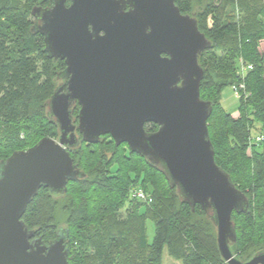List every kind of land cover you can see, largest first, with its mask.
<instances>
[{"label":"trees","instance_id":"trees-1","mask_svg":"<svg viewBox=\"0 0 264 264\" xmlns=\"http://www.w3.org/2000/svg\"><path fill=\"white\" fill-rule=\"evenodd\" d=\"M53 2L0 0V162L59 135L47 102L65 65L48 58L31 15L34 6ZM194 2L202 0H175V5L196 19L211 43L198 58L203 69L199 93L212 106L207 129L215 163L248 199L247 211L231 217L236 233L231 250L239 259L251 250L247 260L264 249V0H219L197 15ZM241 62L251 66L243 78L238 75ZM238 84L247 96L238 100L234 117L219 98ZM77 114L75 106V124ZM156 129L153 123L145 125L147 132ZM77 137L70 157L83 176L69 181L63 194L38 190L22 216L34 237L49 244L59 229L67 230L68 264H227L208 215L200 205L192 210L183 203L156 166L108 135L96 144ZM135 188L146 200L133 197ZM59 199L67 201L63 224H56L52 214ZM147 221L154 227L151 242Z\"/></svg>","mask_w":264,"mask_h":264},{"label":"water","instance_id":"water-1","mask_svg":"<svg viewBox=\"0 0 264 264\" xmlns=\"http://www.w3.org/2000/svg\"><path fill=\"white\" fill-rule=\"evenodd\" d=\"M31 15L48 58L65 62L58 76L66 81L47 102L57 139L42 138L0 162V264H68L67 230L44 244L22 216L41 187L63 194L83 176L70 157L77 134L89 144L108 135L156 166L183 203L208 215L227 264H264V250L243 262L230 249L232 214L246 212L248 199L214 160L212 106L200 98L198 63L211 43L196 19L175 0H54ZM150 123L154 132L145 131Z\"/></svg>","mask_w":264,"mask_h":264},{"label":"rangeland","instance_id":"rangeland-1","mask_svg":"<svg viewBox=\"0 0 264 264\" xmlns=\"http://www.w3.org/2000/svg\"><path fill=\"white\" fill-rule=\"evenodd\" d=\"M219 3V0H202V2L193 3V10L192 13L198 14L203 11V9L209 5V4H217ZM191 16V15H190ZM260 51L262 54H264V43L261 44ZM59 72V71H57ZM62 72V71H60ZM62 85L61 79H59L55 86L56 88ZM232 87H228L223 90L221 98H219V101H221V105L223 108L230 114H232L234 117L237 116L238 114V100L234 97V93L232 91ZM54 139V138H53ZM57 139V138H56ZM67 204V201L65 199H59L54 203V208H53V213L55 218V223L56 224H63L66 221L67 218V212L65 210V205ZM153 232H154V227L153 223L151 221L146 222V235H147V240L148 242H151L152 237H153ZM252 251L249 250L247 254H250ZM247 254L243 256V260L247 258Z\"/></svg>","mask_w":264,"mask_h":264},{"label":"built area","instance_id":"built-area-1","mask_svg":"<svg viewBox=\"0 0 264 264\" xmlns=\"http://www.w3.org/2000/svg\"><path fill=\"white\" fill-rule=\"evenodd\" d=\"M251 68V66H244V64L241 62V69L239 70L238 75L240 76V78H243L244 74L246 73L247 70H249ZM232 91L234 93V97L239 100L243 95L246 97V92H245V88L242 84H238L232 87ZM261 137H257L255 139V141H260ZM132 195L133 197L137 198V199H141V200H146V196L143 193L142 190L140 189H133L132 190Z\"/></svg>","mask_w":264,"mask_h":264},{"label":"flooded vegetation","instance_id":"flooded-vegetation-1","mask_svg":"<svg viewBox=\"0 0 264 264\" xmlns=\"http://www.w3.org/2000/svg\"><path fill=\"white\" fill-rule=\"evenodd\" d=\"M63 61V60H62ZM64 62V61H63ZM64 65H65V62H64ZM66 67V66H65ZM65 67H64V69H65ZM64 69L62 70V71H64ZM61 81H62V85L65 83V81H66V79H64V78H61ZM75 106H77L78 107V111H79V105L78 104H75V105H73L72 106V108L73 107H75ZM71 108V109H72ZM230 249H231V247H230ZM264 250V249H263ZM263 250H260V251H263ZM260 251H257V252H255L249 259H251L256 253H258V252H260ZM231 252H232V250H231ZM232 254H233V252H232ZM234 255V254H233ZM235 256V255H234ZM236 257V256H235ZM237 258V257H236ZM238 260H240V261H243V262H245V261H248L249 259H247V260H242V259H239V258H237Z\"/></svg>","mask_w":264,"mask_h":264}]
</instances>
